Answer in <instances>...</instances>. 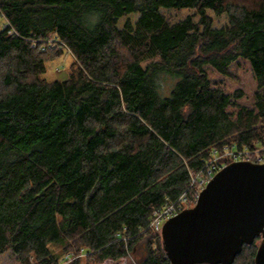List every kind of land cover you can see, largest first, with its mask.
Wrapping results in <instances>:
<instances>
[{"label": "trees", "instance_id": "trees-1", "mask_svg": "<svg viewBox=\"0 0 264 264\" xmlns=\"http://www.w3.org/2000/svg\"><path fill=\"white\" fill-rule=\"evenodd\" d=\"M50 39L72 56L65 79L44 76ZM238 59L251 107L220 82ZM263 143L264 0H0V254L170 264L153 211L190 206L215 152Z\"/></svg>", "mask_w": 264, "mask_h": 264}, {"label": "water", "instance_id": "water-1", "mask_svg": "<svg viewBox=\"0 0 264 264\" xmlns=\"http://www.w3.org/2000/svg\"><path fill=\"white\" fill-rule=\"evenodd\" d=\"M256 239L253 264H264V163L243 160L216 171L193 206L166 219L160 231L170 264H232Z\"/></svg>", "mask_w": 264, "mask_h": 264}, {"label": "rangeland", "instance_id": "rangeland-1", "mask_svg": "<svg viewBox=\"0 0 264 264\" xmlns=\"http://www.w3.org/2000/svg\"><path fill=\"white\" fill-rule=\"evenodd\" d=\"M232 3H243V4H251L256 3L260 0H228ZM49 45H44L45 58L48 59L46 62V71L44 76L48 79H65L68 73V67L71 62L72 56L69 51L61 44L49 40ZM57 51L58 55H55L53 52ZM234 73L237 76V79H229V78H220V82L225 88L227 92H232L236 88H241L244 92L242 98L238 100V103L241 105H245L248 107L253 106V93L256 90V81L253 75V72L245 60L238 59V63L234 66ZM161 84V90L166 93L162 94L168 95L171 88L173 87V81L168 76H162L159 79ZM169 84L172 85L169 87ZM253 156V153H251ZM195 179V177H194ZM197 182V181H196ZM198 185V182H197ZM194 202L191 203L190 206H193ZM186 208V207H185ZM50 248L54 252H59L60 247L56 244H49ZM61 250V249H60ZM79 257L80 261L79 264H87L88 258L85 254L76 256ZM75 257V258H76ZM108 261V260H107ZM104 262V261H103ZM98 263V264H102ZM0 264H20L14 254L10 251H5L4 253L0 254ZM70 264V262L68 263ZM94 264V263H92ZM119 264H135V259L132 253H129L126 257L119 259Z\"/></svg>", "mask_w": 264, "mask_h": 264}, {"label": "built area", "instance_id": "built-area-1", "mask_svg": "<svg viewBox=\"0 0 264 264\" xmlns=\"http://www.w3.org/2000/svg\"><path fill=\"white\" fill-rule=\"evenodd\" d=\"M6 24H8V22L5 20L4 26ZM49 44L50 43L48 42V45ZM251 153H253V156ZM237 160L264 163V143L259 145L255 149H246L245 147L244 149L236 150L232 147H226L220 153L215 152L210 161L204 166L201 172L195 176V179H193L194 181L196 180L198 182L195 199L199 191L203 189L205 184L209 181V179L216 171L225 166L227 163ZM185 202L186 200L184 196H180L179 199L174 203L165 205L159 209H155L149 222L150 230L154 233L160 234L164 221L181 211ZM80 255L83 254L81 252L80 254H75L74 252L68 253L62 257L59 264H68L76 256Z\"/></svg>", "mask_w": 264, "mask_h": 264}]
</instances>
